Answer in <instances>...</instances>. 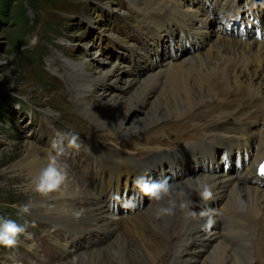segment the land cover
Returning <instances> with one entry per match:
<instances>
[{
    "label": "bare ground",
    "instance_id": "6f19581e",
    "mask_svg": "<svg viewBox=\"0 0 264 264\" xmlns=\"http://www.w3.org/2000/svg\"><path fill=\"white\" fill-rule=\"evenodd\" d=\"M254 1L126 0L157 42L167 37L169 58L153 48L158 53L146 55V71L124 76L116 66L100 73L97 80L131 87L136 102L129 107L122 94L89 104L86 95L93 92L87 86L75 93L99 127L124 137L123 149H77L93 158L94 180L65 167L64 154L57 158L33 143L11 167L23 172L15 177L24 179L29 212L71 232L53 237L62 249L60 264H204L202 252L207 264H264V183L258 171L264 161V0ZM212 16L217 24H210ZM83 78L93 80L85 72ZM156 95L161 102L147 119L127 116ZM165 121L181 129L162 146L156 141ZM190 137L196 138L191 146ZM227 141L219 163L213 143ZM138 151L150 154L157 182L171 180L161 199L150 191L143 207L145 170L134 157ZM52 156L66 178L57 190L39 191L37 179ZM116 198L125 209L113 210ZM169 207L171 214L160 211Z\"/></svg>",
    "mask_w": 264,
    "mask_h": 264
},
{
    "label": "rangeland",
    "instance_id": "374dc122",
    "mask_svg": "<svg viewBox=\"0 0 264 264\" xmlns=\"http://www.w3.org/2000/svg\"><path fill=\"white\" fill-rule=\"evenodd\" d=\"M20 2L11 0L9 7L0 9V216L24 225L31 239L21 235L17 246H0V264H60L62 249L53 237L60 232L66 235L71 232L56 228L31 212H18V207L25 205L29 197L23 189V177H15L21 170L11 167L25 156L29 144L33 143L57 158L64 154L65 167L69 166L81 177L96 179L98 171L93 158L83 153L79 155L76 148L67 149L60 134L78 133L80 149L96 145L118 151L123 149L120 142L124 137L115 132L107 134L105 127H99L100 121L89 118L75 93L87 86L93 92L86 95L89 104L122 94L129 107L136 102L131 87L121 89L110 81L97 80L100 73L119 66L124 76L136 75L149 69L146 55L158 53L153 48L165 59L170 56V46L167 37L157 42L155 32L142 18L138 19L126 0H23L22 7L17 8ZM254 2L257 4L258 0ZM22 13L24 18L18 17ZM210 24H217L214 16ZM34 37L39 40L33 46ZM213 38L214 34L208 37ZM84 72L93 80L84 79ZM157 96L149 97L140 107L129 109L127 116L138 122L147 119L148 113L155 108L154 103L161 102ZM168 123L160 124L162 133L157 138L158 145L181 129ZM183 134L179 132V137ZM183 142L191 146L196 138L190 137ZM53 143L57 147L54 148ZM214 143L216 159L222 161L219 155L223 154L222 149L228 148V141ZM126 147L133 149L130 145ZM135 154L145 170L140 205L143 207L150 196L148 186L157 182L155 178L159 172L152 167L149 153L138 151ZM194 164L196 170H200L201 165ZM261 178L264 183V175ZM167 181H171L170 178ZM179 204L175 208L178 213ZM125 208L120 198L114 200L113 210ZM199 259L207 264L204 252ZM208 264L212 263L208 261Z\"/></svg>",
    "mask_w": 264,
    "mask_h": 264
},
{
    "label": "clouds",
    "instance_id": "9594fccd",
    "mask_svg": "<svg viewBox=\"0 0 264 264\" xmlns=\"http://www.w3.org/2000/svg\"><path fill=\"white\" fill-rule=\"evenodd\" d=\"M38 40V37H34L31 41L32 45H36L38 43ZM66 137H70L68 139V143L71 147L76 149L80 147V145L77 143V140L79 138L78 133L69 132L67 134H60L61 140ZM53 147H57L56 143H53ZM65 178V171L59 166L57 158L55 156H52L50 158L49 164L44 169H42L39 174V177L37 179V189L39 191L57 190L64 182ZM148 187L151 191V195L157 200L161 199L162 195L166 194L169 191V185L166 180L156 182L152 185H149ZM160 211L162 213L167 212L168 214H171L172 208H162ZM18 212L27 214L29 212V206H19ZM21 235H25L27 239H31V234L26 233V228L24 225L18 224L12 219L0 216V246L8 248L17 246Z\"/></svg>",
    "mask_w": 264,
    "mask_h": 264
},
{
    "label": "trees",
    "instance_id": "16d2710c",
    "mask_svg": "<svg viewBox=\"0 0 264 264\" xmlns=\"http://www.w3.org/2000/svg\"><path fill=\"white\" fill-rule=\"evenodd\" d=\"M10 1L11 0H0V9L1 8H5V7H9L10 6ZM15 3L21 1L16 7L17 8H21L22 7V2L23 0H13ZM23 11V10H22ZM24 12V11H23ZM18 17L24 18V14H19Z\"/></svg>",
    "mask_w": 264,
    "mask_h": 264
},
{
    "label": "snow or ice",
    "instance_id": "6c2138e0",
    "mask_svg": "<svg viewBox=\"0 0 264 264\" xmlns=\"http://www.w3.org/2000/svg\"><path fill=\"white\" fill-rule=\"evenodd\" d=\"M260 171H261L262 174H264V164H261Z\"/></svg>",
    "mask_w": 264,
    "mask_h": 264
}]
</instances>
